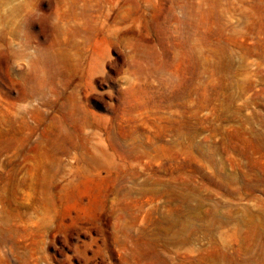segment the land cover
<instances>
[{"label":"rangeland","instance_id":"obj_1","mask_svg":"<svg viewBox=\"0 0 264 264\" xmlns=\"http://www.w3.org/2000/svg\"><path fill=\"white\" fill-rule=\"evenodd\" d=\"M13 14L0 264H264V0Z\"/></svg>","mask_w":264,"mask_h":264},{"label":"clouds","instance_id":"obj_2","mask_svg":"<svg viewBox=\"0 0 264 264\" xmlns=\"http://www.w3.org/2000/svg\"><path fill=\"white\" fill-rule=\"evenodd\" d=\"M28 0H0V35H7L9 32L15 33L17 26L20 23V17L9 15L17 5L23 4L26 8ZM27 30V24L24 28Z\"/></svg>","mask_w":264,"mask_h":264},{"label":"bare ground","instance_id":"obj_3","mask_svg":"<svg viewBox=\"0 0 264 264\" xmlns=\"http://www.w3.org/2000/svg\"><path fill=\"white\" fill-rule=\"evenodd\" d=\"M263 224V223H262Z\"/></svg>","mask_w":264,"mask_h":264}]
</instances>
